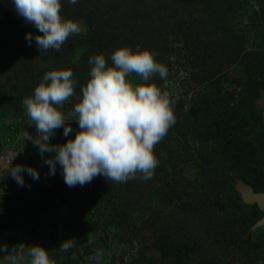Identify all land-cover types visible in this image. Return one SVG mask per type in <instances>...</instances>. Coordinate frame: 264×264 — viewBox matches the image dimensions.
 Segmentation results:
<instances>
[{"label": "trees", "instance_id": "1", "mask_svg": "<svg viewBox=\"0 0 264 264\" xmlns=\"http://www.w3.org/2000/svg\"><path fill=\"white\" fill-rule=\"evenodd\" d=\"M60 2L61 15L87 31L69 37L59 52L47 54L37 49L34 38L31 46L25 38L26 33L33 37L40 34L38 30L12 14L10 6L0 5V17H10L7 31L16 36L15 49L11 41H0L5 45L3 52L14 49L11 57L3 54V70L0 68V98L4 97L5 109L22 113V101L30 96L32 86L38 85L40 76L54 69H71L77 81L76 96L67 103L72 111L81 86L89 79L90 56L103 54L111 64V53L117 47L155 53L157 62L168 69L169 85L164 87L165 80L158 76L151 82L174 100L176 123L154 148L159 164L151 179L137 177L119 184L102 176L93 179L92 192L118 217L116 224L108 220L105 225L109 231L114 226L126 228L124 234L130 231L123 246L130 254V264L133 260V264H264V225L252 229L263 212L256 204L243 203L235 188L240 181L254 192H264V107L255 106L264 95V48L259 47L264 40V0ZM247 11L251 12L247 23L237 26L236 18ZM4 26L0 18V30ZM250 27L255 28V36L249 39ZM174 61H181L178 65L183 69L177 78L170 75ZM235 66L240 75L232 78L228 71ZM131 79L140 83L138 77ZM234 86L240 87L237 98ZM69 126L72 132L68 137L61 127L49 143L74 139L78 124L74 120ZM9 178L0 193V231L31 227L35 214L27 207L26 185ZM68 188L65 182L58 188L62 200ZM110 196L118 204L111 205ZM128 212L146 217L139 220V226L151 233L152 241L125 223ZM90 219L91 215L85 222ZM132 236L139 245L132 244ZM56 247L60 264H85L94 254L87 246L67 252ZM103 257L107 258L105 253ZM56 259L55 255L57 264ZM107 261L103 259V264ZM92 262L96 261L90 259Z\"/></svg>", "mask_w": 264, "mask_h": 264}, {"label": "clouds", "instance_id": "2", "mask_svg": "<svg viewBox=\"0 0 264 264\" xmlns=\"http://www.w3.org/2000/svg\"><path fill=\"white\" fill-rule=\"evenodd\" d=\"M69 2L75 4L77 0ZM11 3L25 23L40 33L34 37L26 33L25 38L29 46L34 38L42 53L59 52L69 37L87 31L77 21L61 15L60 0H11ZM76 55L79 58L81 53L77 51ZM155 55L148 49L122 46L111 53V64L103 54L90 56L89 79L81 86V95L68 119L62 109L76 96L73 71L44 73L32 95L22 101L26 124L36 129L35 136L25 131L23 139L31 141L42 157L46 152L54 153L53 157L44 158L50 175L55 174L59 164L68 187L84 186L97 176L118 184L137 177L142 180L153 177L159 164L154 148L176 123L174 100L169 92L151 82L157 76L166 81L168 76L167 67L157 62ZM133 76L140 83H134ZM71 120L79 128L75 138L67 139L64 144H50V138L61 127L64 136H69L72 128L67 122ZM11 159L7 172L18 185H24V172L34 180L39 179L35 169L12 166ZM74 246L75 240L68 239L59 248L67 252ZM0 251L8 254V264H56L39 245L20 244L10 251L0 245ZM103 255V250L98 249L89 259L103 264Z\"/></svg>", "mask_w": 264, "mask_h": 264}, {"label": "rangeland", "instance_id": "3", "mask_svg": "<svg viewBox=\"0 0 264 264\" xmlns=\"http://www.w3.org/2000/svg\"><path fill=\"white\" fill-rule=\"evenodd\" d=\"M3 3L6 4V7L8 6L11 7L12 14L14 12L16 13L14 6L11 3V0H0V5ZM253 9L257 10L255 5H253ZM0 10H2V8H0ZM250 14L251 12L247 11V12H243L241 16H238L236 18L237 26L246 24ZM0 18L2 19V24L5 25L0 30V41H4V40L11 41V43H14V49H15L16 36L14 35V33L13 34L9 33V31H7L6 29L7 25L9 24L7 21L10 20V17L7 16ZM254 32H255V28L250 27L249 32L247 33V37L249 36V39L251 37H254L255 36ZM256 41H258V39ZM4 47L5 45H0V54L2 55L0 57L1 69L3 67L1 63L4 58L3 54H9L11 57V55L14 52L13 51L14 49L12 50L13 52L11 51L12 53L11 52L9 53L7 49L3 52ZM259 47L264 48V40H262L261 46ZM180 63L181 61H174L173 63H171L172 71L170 72V75L173 76V78H177L179 75L180 76L183 75V73H180V71L183 70L178 65ZM43 66L44 65H42V67ZM42 67L41 70H43ZM9 69L10 71L13 72L14 67L12 63L10 64ZM228 72L230 73V76H232V78L234 76L236 77V75H240L239 68L237 66L231 68ZM41 79L42 76L38 78V81L40 82ZM35 86L37 85L32 86V88L30 89L29 92L30 96L34 91ZM232 90H233L234 98H237V95H239L240 87L234 86L232 87ZM177 94L179 93L176 92V95ZM3 99L4 97L0 98V149L3 146L8 147L14 145L18 153L21 152L22 155L21 163L17 165L32 167L37 171L39 176L38 180H34L26 172L22 173L24 184L26 185L25 199H26V203H28L27 207L35 210V214L31 217V221H32L31 227L34 228L31 229L32 231L31 243H33L34 240L40 239L41 237L40 234H42L43 232L49 234L50 246H54V245L60 246L62 242L68 239H74L75 240L74 247L76 249L82 248V246L84 247L87 246L92 249L94 254L91 253L89 257L94 256L98 249H102L107 256V258L103 257V259H107L109 262H115V261L123 260V258H126V262L124 261V264L125 263L130 264L131 262V259H129L130 254L126 257L124 255V253L126 252L123 251L124 250L123 246L125 245V243H127L126 241H124V238L128 236L130 231L127 229V234H124L126 228L120 230L115 226L114 228H112L111 231H109V228H107V226L105 225L106 222H108V220L109 221L111 220L113 224H116L118 222L117 219L118 217H113L114 211L107 208V204L105 203V201L99 198L98 195L94 194L95 191L92 192V186L94 184L93 180L91 181V183H88L84 186L77 185L75 187L68 188L67 195L65 198H63L65 200H62L58 192V188L61 187V181L55 178L54 175L49 174L48 170L44 165V158L39 154L37 147H35L32 143H31L32 145L28 143L29 146L27 148H24L23 146L24 143L20 140V138H18L21 135L20 127L25 126L27 122V117L25 118L26 115H25L24 107L22 106L23 107L22 113L20 114L16 112H10V110L8 111L5 109L6 107L4 106V103H2ZM7 106L9 105L7 104ZM255 106L258 108L264 107V95H262L260 98L256 100ZM187 108H188L187 103H185L183 109L186 110ZM62 111L64 112L66 119L70 118L69 113L71 111L67 107V104L64 105ZM73 121L74 120H71L68 121L67 123L72 125ZM50 139L52 140V138ZM194 144L197 145V142H195ZM24 149H26V151ZM8 176L10 177L9 180H11V182L13 183L16 182L11 177L10 173L8 174ZM44 190L45 191L48 190L49 193H46L47 191L44 192ZM88 193H91V195L89 196ZM108 199L111 205L118 204V202L114 200L113 196H110ZM50 201H52L51 204L53 206L58 205L57 202L55 201H58L59 204L62 202V204H64V207L66 208L65 213L61 214L56 206L55 208H53L49 203ZM90 215L92 220L90 219L86 221L89 224L87 225L85 220L87 218L89 219ZM92 215H94V217H92ZM98 215L99 216L102 215V217L99 218ZM142 218L145 219L146 217L141 216L140 214L134 212L133 214L131 213L129 216H127V220L125 223L129 224L130 227H134L132 228L133 231L136 230V232L143 234V236L146 237V239H148L150 242L152 241L151 233L147 231L145 227L139 226L140 224L139 220H142ZM42 226L45 228H42ZM130 241L132 242V244L136 243L137 245H139L138 244L139 241L136 240L134 236L131 237ZM148 251L150 252L152 251V249L150 248L148 249ZM138 256L139 255H137V258ZM194 259H195L194 262H198L197 258ZM259 263L260 262H258V264Z\"/></svg>", "mask_w": 264, "mask_h": 264}, {"label": "built area", "instance_id": "4", "mask_svg": "<svg viewBox=\"0 0 264 264\" xmlns=\"http://www.w3.org/2000/svg\"><path fill=\"white\" fill-rule=\"evenodd\" d=\"M168 85H169V81L166 80V81L163 82V86L164 87H167ZM20 128H21V132H20L21 135L18 138H20V140L24 144H27V143L31 144L32 143L31 141L24 140L23 137H24L25 131L28 132L30 135L35 136L36 135L35 127L34 126H30L27 123V124H25V126H21ZM58 135H59V133L55 132V137L58 136ZM50 141H51V139H50ZM12 156H14V157L11 159ZM45 157L51 158V157H53V155L48 154V153H44V157L43 158H45ZM10 159H11V165L12 166L20 164L21 160H22L21 152L18 153V151L15 149L14 145L8 146V147L3 146L0 149V193H2L7 187V181H8L7 179H8V174H9L7 171H8V162H9ZM44 165H45L46 169L49 172V166L46 163H44ZM54 176H55V178L60 180L61 183H64V179H63V175H62V169L60 168L59 164H56ZM55 202H57V204H58V207H59L58 209H59L60 213L64 214L65 213V209H66L64 207V204H62V202L59 204L58 201H55ZM3 233L5 235L8 234L7 231H4ZM124 255L127 257L128 253H124ZM89 260L90 259L88 258L84 263L85 264H90ZM124 261L126 262V258H123V260H119V261H115V262L107 261L106 264H124ZM92 264H96V262H92Z\"/></svg>", "mask_w": 264, "mask_h": 264}, {"label": "crops", "instance_id": "5", "mask_svg": "<svg viewBox=\"0 0 264 264\" xmlns=\"http://www.w3.org/2000/svg\"><path fill=\"white\" fill-rule=\"evenodd\" d=\"M44 226V225H43ZM42 228H45L43 227ZM36 227V226H35ZM25 228H3L0 231V245L6 246L9 251L20 244H23L25 246H32V245H39L43 247L45 250H47L49 258L54 260V256H57V264H60L61 261V254L56 250V245L50 246V237L49 234L43 233L40 234V239L32 241V231L31 229H34L32 227ZM43 230V229H42ZM7 231L8 234L5 235L3 232ZM31 239V240H30ZM42 240V241H40ZM8 254L0 251V264H8L7 259Z\"/></svg>", "mask_w": 264, "mask_h": 264}, {"label": "water", "instance_id": "6", "mask_svg": "<svg viewBox=\"0 0 264 264\" xmlns=\"http://www.w3.org/2000/svg\"><path fill=\"white\" fill-rule=\"evenodd\" d=\"M239 192L240 200L246 204H256L263 212V216L252 226V229L264 225V192H254L252 188L242 182H237L235 186Z\"/></svg>", "mask_w": 264, "mask_h": 264}]
</instances>
